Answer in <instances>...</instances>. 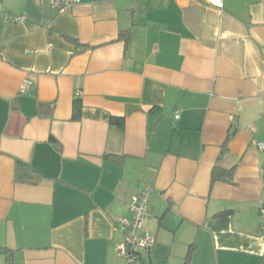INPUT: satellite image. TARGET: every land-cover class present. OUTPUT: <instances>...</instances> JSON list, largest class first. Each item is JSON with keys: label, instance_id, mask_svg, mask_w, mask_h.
I'll use <instances>...</instances> for the list:
<instances>
[{"label": "crops", "instance_id": "0c3cea01", "mask_svg": "<svg viewBox=\"0 0 264 264\" xmlns=\"http://www.w3.org/2000/svg\"><path fill=\"white\" fill-rule=\"evenodd\" d=\"M56 1L0 0V264H125L147 187L149 264H264V0Z\"/></svg>", "mask_w": 264, "mask_h": 264}, {"label": "built area", "instance_id": "2783aa9c", "mask_svg": "<svg viewBox=\"0 0 264 264\" xmlns=\"http://www.w3.org/2000/svg\"><path fill=\"white\" fill-rule=\"evenodd\" d=\"M74 1L76 0L56 1L53 5L59 11H63ZM208 1L217 7L222 4V0ZM29 87L30 82L24 80L20 89L25 91ZM257 147L264 150V141L257 142ZM150 192L151 189L147 187L134 194L128 205L130 218L119 217L114 220V229L123 234V239L116 245V252L124 259L125 264H135L142 259L143 253L150 250L156 242L155 237L144 230L145 223L152 215L148 206ZM258 212L261 228L264 229V202L258 208Z\"/></svg>", "mask_w": 264, "mask_h": 264}, {"label": "trees", "instance_id": "16d2710c", "mask_svg": "<svg viewBox=\"0 0 264 264\" xmlns=\"http://www.w3.org/2000/svg\"><path fill=\"white\" fill-rule=\"evenodd\" d=\"M129 33H130V29L122 30L119 33V38L123 39L124 42L127 43L128 39H129ZM52 110H53L52 104L42 103L39 106V114L42 116L50 117L52 115ZM79 116H80V103L78 101H76L74 104L73 119H78ZM110 122L121 123L122 117L110 116ZM50 139L57 143L56 138H54L52 135H50ZM106 156H109V155L106 154ZM17 166H18V170L21 171L23 178H27L29 176L30 177L36 176L37 178L42 177V175L38 171L33 169L28 164H25L23 162L18 161ZM214 175H215V173H214ZM214 177L215 176H213V178ZM192 247H193V244H190V246L187 249L184 264H188V261L190 259L191 253H192Z\"/></svg>", "mask_w": 264, "mask_h": 264}, {"label": "water", "instance_id": "95a60500", "mask_svg": "<svg viewBox=\"0 0 264 264\" xmlns=\"http://www.w3.org/2000/svg\"><path fill=\"white\" fill-rule=\"evenodd\" d=\"M142 257L144 258V260H145L146 264H149V263H148V257H147V255H146V254H143V256H142Z\"/></svg>", "mask_w": 264, "mask_h": 264}, {"label": "clouds", "instance_id": "9594fccd", "mask_svg": "<svg viewBox=\"0 0 264 264\" xmlns=\"http://www.w3.org/2000/svg\"><path fill=\"white\" fill-rule=\"evenodd\" d=\"M144 254V253H143Z\"/></svg>", "mask_w": 264, "mask_h": 264}]
</instances>
